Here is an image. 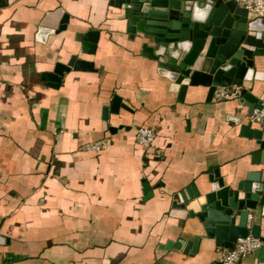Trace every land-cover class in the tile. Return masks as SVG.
<instances>
[{"label": "crops", "instance_id": "obj_1", "mask_svg": "<svg viewBox=\"0 0 264 264\" xmlns=\"http://www.w3.org/2000/svg\"><path fill=\"white\" fill-rule=\"evenodd\" d=\"M1 1L0 264H221L225 249L214 240H203L197 254L160 248L197 233L196 220L184 227L169 216L167 197L201 186L217 169L238 181L259 169L256 142L228 119L247 120L246 110L239 114L233 98L207 104L206 89L180 102L110 0ZM60 8L68 29L38 42L41 21ZM94 29L97 53L80 58L97 71H71L51 87L43 74L78 54ZM262 77L251 91L264 99ZM115 96L132 112L106 121ZM141 127L157 132L150 149L136 141ZM101 140L109 141L104 151L84 149ZM145 182L154 193L148 200ZM242 264L264 258L251 254Z\"/></svg>", "mask_w": 264, "mask_h": 264}, {"label": "water", "instance_id": "obj_2", "mask_svg": "<svg viewBox=\"0 0 264 264\" xmlns=\"http://www.w3.org/2000/svg\"><path fill=\"white\" fill-rule=\"evenodd\" d=\"M110 4L119 11V21L130 41L156 65L180 102L188 93L198 97L201 89H206V103L211 104L218 88L236 87L233 99L238 101L239 114L246 110L247 120L233 115L228 119L241 126V136L257 146L252 166L259 169L248 172L245 180L224 176L217 169L201 186L194 184L167 197L171 202L169 216L185 223L184 227L196 220L192 228L197 233L192 240L181 238L160 248L197 254L205 239L214 240L222 249H232L249 234L264 241V123L258 128L248 120L264 103L251 91L264 75L258 71L264 66V17L251 18L235 0H110ZM69 22L70 16L62 8L46 14L37 41L47 43L50 36L66 31ZM100 38V30L88 31L81 39L80 52L67 63L58 61L53 72L43 74V80L59 88L71 71L96 72L95 63L80 55H95ZM121 109L132 112L115 96L104 107L103 118L108 121L111 115L119 116ZM118 129L122 127L111 131ZM153 194L145 182V200ZM252 255L262 263L264 246Z\"/></svg>", "mask_w": 264, "mask_h": 264}, {"label": "built area", "instance_id": "obj_3", "mask_svg": "<svg viewBox=\"0 0 264 264\" xmlns=\"http://www.w3.org/2000/svg\"><path fill=\"white\" fill-rule=\"evenodd\" d=\"M242 8L246 9L251 18H263L264 17V0H235ZM236 91V87L230 88H218L215 92L213 101L222 102L233 98ZM250 120L254 124L264 123V103L262 108H255L250 114ZM157 139V132L150 127H141L137 129L136 141L145 148L150 149L153 147ZM109 147L108 140H101L94 143H89L84 146V149L89 152H102ZM248 228H252V218ZM264 246V241L261 238H257L252 234H249L245 239H239L232 249H225L221 253V264H242L243 261L253 254V252Z\"/></svg>", "mask_w": 264, "mask_h": 264}, {"label": "trees", "instance_id": "obj_4", "mask_svg": "<svg viewBox=\"0 0 264 264\" xmlns=\"http://www.w3.org/2000/svg\"><path fill=\"white\" fill-rule=\"evenodd\" d=\"M6 3L0 0V7L4 6Z\"/></svg>", "mask_w": 264, "mask_h": 264}, {"label": "rangeland", "instance_id": "obj_5", "mask_svg": "<svg viewBox=\"0 0 264 264\" xmlns=\"http://www.w3.org/2000/svg\"><path fill=\"white\" fill-rule=\"evenodd\" d=\"M248 120H250V119H248Z\"/></svg>", "mask_w": 264, "mask_h": 264}]
</instances>
